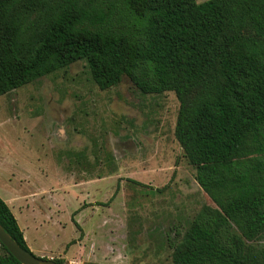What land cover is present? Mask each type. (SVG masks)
Returning a JSON list of instances; mask_svg holds the SVG:
<instances>
[{
    "label": "trees",
    "instance_id": "obj_1",
    "mask_svg": "<svg viewBox=\"0 0 264 264\" xmlns=\"http://www.w3.org/2000/svg\"><path fill=\"white\" fill-rule=\"evenodd\" d=\"M81 60L99 90L124 76L178 103L173 138L213 206L171 264H264V0H0V96ZM0 227L32 254L1 199ZM0 264L20 263L0 244Z\"/></svg>",
    "mask_w": 264,
    "mask_h": 264
},
{
    "label": "rangeland",
    "instance_id": "obj_2",
    "mask_svg": "<svg viewBox=\"0 0 264 264\" xmlns=\"http://www.w3.org/2000/svg\"><path fill=\"white\" fill-rule=\"evenodd\" d=\"M177 109L124 76L99 90L83 60L1 95L0 196L8 180H24L19 197L45 190L28 211L44 236L27 240L52 253L80 241L82 264H171L170 244L213 206L173 138Z\"/></svg>",
    "mask_w": 264,
    "mask_h": 264
},
{
    "label": "crops",
    "instance_id": "obj_3",
    "mask_svg": "<svg viewBox=\"0 0 264 264\" xmlns=\"http://www.w3.org/2000/svg\"><path fill=\"white\" fill-rule=\"evenodd\" d=\"M9 182H10V180H8V182H7L8 184H5V188H7L10 191L9 194H7V193L2 194L0 196V199L5 203V205L9 209L10 213L12 214L13 218L15 219V222H16L19 230L21 231L23 240H24L28 250L32 254H37V257L46 258V259H52V258L64 259L65 261H67L68 264H70V263L82 264L84 261H87V260H85L87 258V254H83V253L80 254L81 253V250H79L81 247L80 241H76L75 243L70 245L71 247L75 246L77 248V250L71 254H68L71 251L70 246H69L70 248L67 251H64V248H63V249H58L60 252L55 251L54 253H52L49 245H46V244L42 243L41 241H40V243L34 244V239L32 238V236H29L30 241L27 240V237H26L23 230L27 231V229L29 227L32 228L31 231H33L34 233H38V235H40L41 237L44 236V231L41 228V224H43V221H41L40 219L39 220L36 219V215L29 214L28 211L30 210V212L33 213V211L31 209L35 207V204H33V203H35V201H32L34 199L33 195L40 193L42 190L43 191H45V190L41 189L37 192L32 191L28 195V197L23 198V197H19L17 195H18L19 189H20L22 183L24 182V180H17V182H12V184ZM27 199H31V202H30L31 208L30 209L28 208L29 204L27 203ZM36 208H38V207H36ZM75 216H76V214L74 215V218H75ZM18 220L23 224L24 229L19 227ZM70 220H71V218H70ZM72 221L75 224L77 223L75 220H73V217H72ZM72 240H75V238ZM53 256H55V257H53Z\"/></svg>",
    "mask_w": 264,
    "mask_h": 264
},
{
    "label": "water",
    "instance_id": "obj_4",
    "mask_svg": "<svg viewBox=\"0 0 264 264\" xmlns=\"http://www.w3.org/2000/svg\"><path fill=\"white\" fill-rule=\"evenodd\" d=\"M0 244L20 264H56L51 259H42L25 252L13 242L0 227Z\"/></svg>",
    "mask_w": 264,
    "mask_h": 264
}]
</instances>
